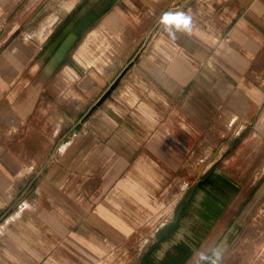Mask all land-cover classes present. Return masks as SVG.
Instances as JSON below:
<instances>
[{
    "label": "crops",
    "instance_id": "obj_1",
    "mask_svg": "<svg viewBox=\"0 0 264 264\" xmlns=\"http://www.w3.org/2000/svg\"><path fill=\"white\" fill-rule=\"evenodd\" d=\"M49 34L101 83L65 137L27 90ZM239 177L264 178V0H0V264H218Z\"/></svg>",
    "mask_w": 264,
    "mask_h": 264
},
{
    "label": "rangeland",
    "instance_id": "obj_2",
    "mask_svg": "<svg viewBox=\"0 0 264 264\" xmlns=\"http://www.w3.org/2000/svg\"><path fill=\"white\" fill-rule=\"evenodd\" d=\"M37 20L38 18H27L21 26L35 27ZM71 39L68 40L67 35H63L54 45V34L42 38V48L37 53V60H41L42 65L38 67L37 76L27 87L29 95L37 101L35 106L40 105L38 102L42 100L43 113L50 111V108L53 110L54 127L61 125L60 137H65L68 133L67 123L97 121L99 116L97 107L91 113H85V107L89 106L90 99L92 100L101 84L98 80V68L91 66L80 71V74L86 72L92 77V81L85 84L86 88H82L77 78L79 76H74L72 68L66 64L72 57V49H68ZM87 54L88 57L92 55L89 51ZM88 94L92 97L89 98ZM255 180L257 181L252 193L243 191L241 177L232 182L237 187L227 196H231V206L234 207L228 214L225 211L222 218H225V226L232 224L234 227L230 228L232 237L222 248L218 264H259L260 256H264V193L258 192L264 178Z\"/></svg>",
    "mask_w": 264,
    "mask_h": 264
}]
</instances>
